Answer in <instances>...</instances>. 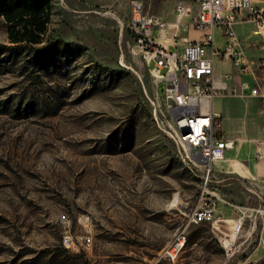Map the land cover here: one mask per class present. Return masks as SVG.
Segmentation results:
<instances>
[{
	"label": "rangeland",
	"instance_id": "obj_1",
	"mask_svg": "<svg viewBox=\"0 0 264 264\" xmlns=\"http://www.w3.org/2000/svg\"><path fill=\"white\" fill-rule=\"evenodd\" d=\"M48 1L39 42H14L0 14V264H153L185 226L203 183L170 135L165 84L132 28L134 0ZM138 1L168 21L176 0ZM244 26L257 42L246 77L264 91V35L254 22ZM227 92L244 102V130L253 119L264 137L262 97ZM225 116L236 130L238 112ZM248 156L261 175L264 156ZM238 173L233 184L212 188L235 203L264 205ZM228 214L232 225L217 224L245 240L228 263L218 230L201 222L189 227L176 264H264V219L258 215L250 233L255 215L238 229V211ZM83 215L91 216L90 229ZM67 232L89 234L92 243L69 249Z\"/></svg>",
	"mask_w": 264,
	"mask_h": 264
},
{
	"label": "built area",
	"instance_id": "obj_2",
	"mask_svg": "<svg viewBox=\"0 0 264 264\" xmlns=\"http://www.w3.org/2000/svg\"><path fill=\"white\" fill-rule=\"evenodd\" d=\"M191 1L198 4V13L189 25L205 30V34L201 39L184 38L181 50L170 48L162 40L167 38L166 29L169 26L176 30L185 24L183 18L192 11L187 0L176 1V19L173 22L167 21L161 15L147 14L144 5L138 0H134L132 5V28L140 34L139 41L147 49V60L153 74L161 76L165 83L164 98L173 112L170 135L182 150L184 159L200 170L203 183L199 202L188 214L185 226L163 247L153 264L162 261L177 263L184 251L181 249V239L187 237L191 225L211 222L218 228L217 223L221 221L218 215L220 203L229 201L211 186L214 181V166L226 158L227 151L234 147L235 140L228 138L222 127V115L213 106L215 96L228 88L227 80L230 77L229 73L221 76L216 74L215 58L231 60L244 73L252 68L253 60L247 54L243 38L236 28L241 12H247L246 17L264 35V0ZM217 28L223 31V47L217 46L215 42ZM250 46L256 47L257 42L253 41ZM163 69H167L165 73L162 72ZM242 88L264 100V91L252 87L249 81H244ZM260 153L264 156V150ZM237 208L241 211L238 229H241L244 217L255 215L252 225L256 227L258 215L264 216L263 206L237 205ZM82 220L90 229L91 216L83 215ZM63 240L67 248L79 251L92 243V236L80 234L75 239L71 233H65ZM220 242L227 248L228 259L225 263H228L229 258L240 250L245 240L237 242L236 238L231 239L228 235L220 234ZM260 244L264 246V233L261 235Z\"/></svg>",
	"mask_w": 264,
	"mask_h": 264
},
{
	"label": "crops",
	"instance_id": "obj_3",
	"mask_svg": "<svg viewBox=\"0 0 264 264\" xmlns=\"http://www.w3.org/2000/svg\"><path fill=\"white\" fill-rule=\"evenodd\" d=\"M177 1V0H176ZM175 1V3H176ZM192 11L190 14L185 16L183 18V22L185 24H182L179 26L178 29H174L172 26H169L166 29L167 34H171V41L167 43V45L170 48L179 49L181 50L184 46V38L189 39H201L204 34L205 30H199L191 25L189 23L193 20V17H195L198 13V4L187 0ZM247 12H241L238 15V22L236 24L237 31L239 35L243 38L244 44L247 48V54L249 57H251V51L252 47L251 41L253 39H248L245 35L249 31L244 25L247 22L253 23L252 20H249L247 17ZM174 19H176L175 12L171 16L169 22H173ZM175 33V36L173 37L172 34ZM215 42L217 46L223 47L225 44V38L223 36V31L219 28L215 29ZM252 58V57H251ZM215 72L218 76L224 75L226 73L230 74V77L228 78V88L226 90H223L221 93L217 94L213 101L214 109L219 111L222 115V127L224 131L226 132L229 139L235 140L234 147L230 148L227 151L226 158L223 161L217 162L214 166V181L213 183H217L216 185H231L235 182L234 177L232 176L234 172H239L240 176H247L249 180L243 179L244 184L247 186L249 190L252 191V189L257 193L258 198L264 202V172L261 175L256 174L253 170H256L257 163H253V160L248 156V154H251L252 152L257 153L264 150V137L259 136L254 131V123L255 120L250 119L246 125V129L244 130V124H243V118L242 113L244 111V102L240 98H235L234 95L227 92L231 88L233 90H237L246 93L249 91H244L242 86L244 81H249L252 87H257L250 79H248L247 74L244 73L240 67L235 65L231 60H226L221 57L215 58ZM163 84H165L163 82ZM252 95V94H251ZM255 96V95H254ZM230 110V113L234 111V109L238 112V121L239 124L235 129H231L224 124L226 120L225 113L226 111ZM262 137V138H261ZM261 138V139H260ZM264 168V164L262 165ZM252 181H255L256 187H252L250 183ZM216 189V188H215ZM220 194L222 193L221 190L216 189ZM222 195V194H221ZM225 198L229 203H226L222 201L219 206L218 215L221 217V223H227V224H233L235 218L230 217V214H228V209H235L238 211V214L240 215L239 220H241V211L239 208H237V205L247 206L239 203H235L232 200L222 196ZM259 206L264 205L262 203L259 204ZM264 219V216H260ZM218 228L214 226L218 231L217 233L221 234V232L224 230L225 234L228 235L231 239H235L234 235L231 234V232H227V229H223L220 227L219 224ZM257 226V225H256ZM232 227V226H231ZM253 225H251V233L255 229ZM220 230V231H219ZM262 235V234H261ZM261 239V238H260Z\"/></svg>",
	"mask_w": 264,
	"mask_h": 264
},
{
	"label": "trees",
	"instance_id": "obj_4",
	"mask_svg": "<svg viewBox=\"0 0 264 264\" xmlns=\"http://www.w3.org/2000/svg\"><path fill=\"white\" fill-rule=\"evenodd\" d=\"M48 0H0V14L8 22L9 35L14 42H39L50 21Z\"/></svg>",
	"mask_w": 264,
	"mask_h": 264
},
{
	"label": "bare ground",
	"instance_id": "obj_5",
	"mask_svg": "<svg viewBox=\"0 0 264 264\" xmlns=\"http://www.w3.org/2000/svg\"><path fill=\"white\" fill-rule=\"evenodd\" d=\"M156 76H158V75H156ZM161 77V76H160ZM175 202V201H174ZM239 227V223H237V225H236V228H238ZM178 232H181V230L180 231H178ZM68 233V232H67ZM188 237H189V234H187V237H184L183 239H181V249H185V247H186V244H187V242H188ZM224 248H225V250H226V256H228V251H227V248H226V246H224Z\"/></svg>",
	"mask_w": 264,
	"mask_h": 264
}]
</instances>
